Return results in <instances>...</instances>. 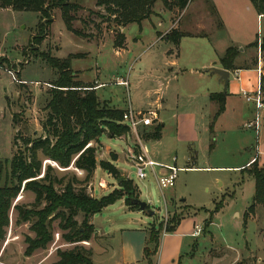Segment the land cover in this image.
I'll list each match as a JSON object with an SVG mask.
<instances>
[{
	"label": "rangeland",
	"instance_id": "obj_1",
	"mask_svg": "<svg viewBox=\"0 0 264 264\" xmlns=\"http://www.w3.org/2000/svg\"><path fill=\"white\" fill-rule=\"evenodd\" d=\"M74 1L79 2L85 10L78 14L85 26L81 22H75L76 30L95 36L93 42L87 43L82 38L68 35L64 31L66 29L59 12L55 11L47 36L36 44L31 39L37 34V14L0 10L2 175L7 173L13 155L23 151V139H38L45 135L42 126L49 113L47 104L54 91L52 84L59 77L45 58L63 60L73 57L70 69L74 82L83 87H93L97 76L100 82L107 84L97 92L100 100L109 104L102 107L118 111H127L130 107L134 112L155 110L152 104L158 97L152 92L156 86L142 74L146 71L152 74L155 72L151 60L157 48L148 46L155 40L157 31L169 34L168 29L175 27L176 31L184 35H196L183 38L179 46V60L184 66H201L210 56L213 45L219 52L228 47L244 49L239 63L244 62V58L248 59L246 63L256 59L253 68L257 69L258 50L248 49L247 45L264 38V19L261 33L257 36L256 16L252 14L251 4L246 0H191L182 12L176 9L169 11L161 3H157L149 20L140 25H129L124 30L127 53L122 58L114 55L118 50L114 48L116 31L113 25L94 19L88 12H98L92 3L95 0ZM216 2L225 6L222 10L223 19L217 13ZM231 3L238 6L235 12L228 10ZM245 3L249 6V13L245 9ZM157 23H162L161 28L156 27ZM101 45L104 49L98 54L96 50ZM190 48L195 49L196 53L192 55ZM88 68H93L90 74ZM95 70H98V75ZM189 78L192 80L188 81ZM232 79L231 77L229 80L230 87L233 85ZM119 81L126 82L127 85H119ZM187 82L191 87L195 85L192 76L186 75L169 82L168 87L163 86L162 93L166 95L169 103L160 112L164 123L163 137L159 142L146 144L150 154L157 153L159 159H166L168 164H174L172 161L175 159L176 168L186 166L187 170L178 173L173 188L160 192L150 173L143 181L138 180L135 168L128 160V149L132 146L135 150L136 136L111 138L104 132L98 144L92 143L97 149V164L109 163L122 177L130 180L137 191L138 199L145 202L154 215L150 217L145 213L131 211L124 201H117L115 205L94 215L93 222L108 235L105 242L116 253H120L123 247L129 249V260L135 258L134 263L130 264L143 263L148 228L152 224H162L161 237L173 215L179 218L197 216L193 228L201 225L202 232L199 238L183 243L179 255L183 256L181 259L176 258L174 262L164 259L161 264H264V207L257 206L253 212L249 211L254 197V181L241 174L243 168L248 169V165H245L256 156V150L260 152L257 155V164L264 169V108L260 111L262 121L256 135L252 130L243 128L244 124L253 119L252 104H247L240 97L228 101L224 104L225 111L214 120L217 107L214 111V108H209V101L200 97L201 87L200 91L196 88V94L190 95ZM174 91L178 97L176 107L171 104ZM198 94V98H195ZM180 119L184 123L181 131L178 129ZM144 130L137 131L140 140ZM186 139L191 141L189 145L183 142ZM188 148L196 152L195 155L188 153ZM38 157L43 163L42 173L46 166H50L59 178L74 176L79 181L84 178V174H79V170L73 167L60 169L45 160L41 154ZM187 157L193 165L187 163ZM192 167L196 170H191ZM235 169L239 171L236 172ZM95 172L87 189L91 197L99 199L113 191H119L118 182L100 169L99 165ZM99 184L102 185L101 190L106 191L101 192ZM33 203L34 195L24 191L19 193L13 205L30 209ZM217 205L220 208L215 212ZM77 221L81 223V216L77 217ZM57 224L58 221L53 223V241L48 248L25 257V239H32L34 234L29 230L30 224H17V213L11 210L9 226L4 240L0 243V264H54L57 261V250L71 249L70 245L62 242ZM102 240L97 235L93 243L102 244ZM84 247L88 248L85 244ZM92 261L93 264H106L104 257L97 254L93 255ZM115 262L116 260H112L109 264ZM155 264H160L156 258Z\"/></svg>",
	"mask_w": 264,
	"mask_h": 264
},
{
	"label": "trees",
	"instance_id": "obj_2",
	"mask_svg": "<svg viewBox=\"0 0 264 264\" xmlns=\"http://www.w3.org/2000/svg\"><path fill=\"white\" fill-rule=\"evenodd\" d=\"M190 2L191 0H95L98 12H88L94 19H101L113 25L116 31L114 48L122 49L125 39L120 30L149 20L157 3H161L169 11L176 9L182 12ZM249 2L258 16H264V0ZM0 10L37 14V34L31 39L36 44L47 36L55 11L59 12L68 33L82 39L92 38V35L74 29L73 24L83 9L72 0H0ZM80 22L85 26L84 21ZM184 37L187 35L171 30L166 40L176 46ZM247 48L259 50L264 61V39H257ZM239 56L238 48L229 47L219 57L218 63L224 70L233 72L237 69L235 61ZM72 59L71 56L63 60L45 58L50 68L59 76L52 84L54 91L47 104L49 113L42 126L45 135L38 139H23V151L13 155L6 174L2 175L0 172V243L5 238L9 213L13 210L17 213V224H30L29 230L34 234L32 239H25V257L48 248L53 241V223L58 221L57 229L61 232V240L70 245L71 249L57 250V261L54 264H93L91 250L84 247L85 243L95 238V230L91 225L92 217L120 200H124L129 210L137 211V207L132 206L130 200L138 199L139 196L133 183L122 177L113 166L96 162L97 149L92 143L98 144L104 132L111 138H120L127 136L128 130L121 124L123 112L102 107L105 104L99 102L94 86L83 87L73 81L70 69ZM250 63L251 67L255 66L256 59ZM250 66L245 65L243 68ZM262 69L264 71V63ZM263 85L264 78L261 80L264 93ZM225 96L212 94L209 97L210 102L217 105L214 120L224 112ZM162 128V125L156 124L145 129L140 136L145 143L159 141ZM39 154L60 169L73 167L81 171L84 178L81 181L74 176L59 178L50 166H46L42 173L43 163L38 157ZM97 165L118 182L119 191H113L99 199L87 193ZM241 172L254 181V197L249 211L253 212L257 206L264 207V169L258 166L255 159L248 169L243 168ZM24 191L34 195V203L30 209L13 205L19 193ZM219 208V205L215 206V212H218ZM78 216L82 218L80 224L77 221ZM181 220L182 217L173 215L165 226L164 233L172 234ZM210 223L211 221L208 224ZM162 229V224H152L148 228V237L143 249L145 264H154Z\"/></svg>",
	"mask_w": 264,
	"mask_h": 264
},
{
	"label": "crops",
	"instance_id": "obj_3",
	"mask_svg": "<svg viewBox=\"0 0 264 264\" xmlns=\"http://www.w3.org/2000/svg\"><path fill=\"white\" fill-rule=\"evenodd\" d=\"M72 1H74V0H72ZM247 1H248V4L250 5L249 0H246V2ZM243 2H245V0ZM76 3H77V5H79L81 7L79 2H76ZM92 3L94 4V7H95V2H92ZM236 4H237V2H236ZM236 4L234 5L233 3H231V6L229 5L230 9H228V10H230L231 12H235L238 9L237 8L238 6ZM215 6L217 8L216 9L217 13L219 12L220 17H222V19H223L222 10L225 6L223 4L221 6V4L220 3L218 4L217 2H216ZM81 8L83 9V7H81ZM248 8H249V6L245 3V9L247 10ZM95 9L98 10L96 7H95ZM250 9L253 12L252 14L256 16V23L258 26V35L257 36H259V32L261 33V26H262V21L264 19V16H258L257 13L255 12L254 8L252 7V5H250ZM3 11H11V10H3ZM82 11H85V10H82ZM247 13H249L248 10H247ZM76 22L80 23V16L79 15H78V21H76ZM161 26H162V23H157V25H156L157 28H161ZM73 27H74V29H76L75 23H74ZM125 29H126V27L120 30L122 34H123ZM168 30L169 31L175 30V27H173L172 29L169 28ZM64 31L68 35H70V33H68L66 30H64ZM167 33L168 32H165L162 34V33H160V31H157L155 40H153L151 42V44L148 46L149 48H152L155 46L157 48V51H155V53H153V57L151 60V65L153 64L152 69L155 72L152 74L151 72L146 71L142 74V76L144 75V77H146V80H150V82L152 84H154V86H156L152 92L154 96L158 97L154 101V104H152L155 106V110L149 109L147 111H152L155 113L156 119H157L156 124L162 125V127H163L162 131L164 129V123H163V120L161 118L160 112L162 110H164V107L166 106V104L169 105L167 98H165L166 95L162 93V89H163V86L168 87L167 85L169 84V82L177 80V77H179V76H186V75L192 76V78L195 82V85H193L191 87L190 83L187 82L188 86L190 88V92H189L190 95L196 94V88H198V91L201 90L200 91V97L206 101L208 100L210 103L209 108H211V109L214 108V111H216L217 106L214 105V103L210 102L209 97L212 94L226 95L225 96V103H227L228 101H232L233 99H236L239 97L241 98V100H244L240 95L241 90L246 91L247 93H250V94L253 93V91L255 90L256 80H257V74L254 73V72H256V69H254L253 67L250 66L251 63H246V61L248 60L247 58L246 59L244 58V62H242L241 64L239 63L241 61L240 60L241 54H243L245 52L244 49H242V48L239 49L240 56L235 61V67L237 69L234 70L233 72L228 71L229 72V78H228L227 84H225L224 81L221 80L219 78V76H217L213 72V69L224 70L219 65L218 59H219V57H221L224 54V52L226 51L227 48L224 49L223 51L221 50L219 52V50L215 49L212 45L210 56L208 57L206 62H203L201 64V66H196V67L191 66V65L184 66L179 60V58H180V51H179L180 47L179 46L181 45L183 38L179 41L178 45L175 46V45L170 44L166 40V38L164 37ZM159 34H161V35H159ZM123 36H124V34H123ZM190 36L194 37L196 35H187V37H190ZM95 39H96V37L93 36L90 39H81V40L88 43V42H93V40H95ZM124 39H125V36H124ZM139 39H142V38H139ZM261 39H264V38H261ZM248 45H250V44H248ZM126 46H127V44L124 41L123 48L117 49L118 51L114 53L115 57L122 58L123 56H125V54L127 53V51H126L127 47ZM103 49H104V47H103V45H101L100 48L98 47L96 52L99 54V53H101V51ZM190 49L191 50L189 52L192 55L194 53H196L195 49H193V48H190ZM112 51H114V50H112ZM65 57H62V58H65ZM245 65L250 66V67L249 68L248 67L243 68L242 66L245 67ZM94 68L98 69L95 65H94ZM88 69H89L88 74H90L92 72L93 68H88ZM79 71H82V70L79 69ZM95 74H97V75L99 74L98 70H95ZM231 77L233 78L232 79L233 85L230 87L229 86V80ZM95 80L96 81H95V86H94V92L97 96V92L104 89L107 84L100 82L99 79L97 78V76H96ZM191 80H192L191 78L188 79V81H191ZM163 83H165L166 86ZM199 87H201L202 89L199 90ZM198 96H199V94L197 96L195 95L194 97L198 98ZM97 98H98L100 103L107 104L109 106L108 102L100 100V98L98 96H97ZM192 98H193V96H192ZM177 100H178V97L174 91V97L172 98V101H171L172 106L176 107ZM244 102H246V101L244 100ZM246 103L249 104V102H246ZM250 105H251V103H250ZM111 109H113V108H111ZM113 110H116V109H113ZM224 111H225V108H224ZM122 112L124 113L125 111H122ZM253 112H254V108H253ZM183 126H184L183 119H180V122L178 124V127H179L178 129H180V131H181ZM162 137L163 136H162V132H161V138L159 141L162 140ZM159 141H156V142H159ZM183 142H186L188 145L191 143V141L190 140L188 141L187 139H186V141L184 140ZM148 143H150V142H146V144H148ZM188 150H190L188 153H193L195 155L196 152L194 153V151L192 149L188 148ZM149 154H150V152H149ZM151 154H152V156H151ZM151 154H150V157L153 161H155L157 163H161V164L171 165V164L167 163L166 159H163V158L159 159V155L157 153L151 152ZM257 155L258 156L260 155V152L258 150H256V156L253 159H256L259 162V158H257ZM253 159H251L245 165V167L247 165L249 166V164L252 162ZM187 160H188L187 163H189L190 161H189L188 157H187ZM190 164L193 165V162H190ZM173 165L176 167L175 162ZM177 168L182 169V170H187V169H185L186 166L182 167V168H179V167H177ZM191 170H196V169L194 167H192ZM235 171L238 172L239 169H235ZM95 173H94V175H95ZM99 190L101 192L106 191V190H101V188H99ZM120 201L122 202L124 200H120ZM183 201L184 200H181V202H183ZM109 207H111V206H109ZM104 210H106V209H104ZM135 212H138V211H135ZM93 218H94V216L91 219V225L93 226V228L95 230V238L87 243L88 249H90L92 252V259H93V255L97 254V256H99V257H104V262H106V264H109L110 261H112V260H116L115 264L134 263L135 258L132 260H129L130 259L129 258V256H130L129 249L126 250L123 247V248H121L120 253H116V251H114L111 247H109L107 245V243L105 241L108 239V235L103 233L100 230L101 228L99 229L94 224ZM196 221H197V216H192V215L191 216H185L180 221V223L177 226L174 233L166 234L163 232V234L161 235L162 238L160 237L161 240L159 242L158 252H157V255L155 256V258L158 259L160 264H161V261L163 262L164 259H166L167 261L174 262V259H176V258L181 259L183 257V256L182 257L179 256L180 251L183 247V243H185L189 239H197V238H193L191 236L192 232H193V225ZM127 230L133 231V230H129V229H127ZM121 231L124 232L126 230H121ZM97 235H99L100 238L103 239L102 241H104V242L102 244H100V243L98 244L96 242L93 243V241L96 239ZM155 258H154V264H155ZM138 259H139V255L137 257V263H139ZM92 263H93V261H92ZM142 264H144V261Z\"/></svg>",
	"mask_w": 264,
	"mask_h": 264
},
{
	"label": "built area",
	"instance_id": "obj_4",
	"mask_svg": "<svg viewBox=\"0 0 264 264\" xmlns=\"http://www.w3.org/2000/svg\"><path fill=\"white\" fill-rule=\"evenodd\" d=\"M258 64L256 69L257 80L256 86L253 93H247L246 91L241 90L240 95L246 101L253 105L254 108V116L253 119L244 124L243 128L247 130H252L258 135L260 125H261V117L260 111L264 108V93L261 88V80L264 78V71L262 69L263 63H261V56L258 50ZM15 81V80H14ZM119 85L126 86V82H118ZM156 115L152 111L147 112H134L132 109H128L122 115V125L127 128L128 135H135L137 144L135 146V150L132 146L128 149V160L130 164L135 168V175L138 180L143 181L146 179L147 174L154 178L158 189L161 191L171 189L175 185V181L177 179V175L182 169L176 168L173 164L166 165L153 161L150 157V154L146 148V143L138 138L137 131L140 129L151 128L156 124ZM127 135V136H128ZM141 137V136H140ZM255 159L252 160L254 162ZM175 162V159L172 163ZM251 162V163H252ZM158 171V172H157ZM79 174H83L81 171ZM102 187L101 184L98 186ZM163 197V195H162ZM202 232V228L199 225H195L192 232L193 238H198ZM57 237V235H56ZM87 246L88 244L85 243Z\"/></svg>",
	"mask_w": 264,
	"mask_h": 264
},
{
	"label": "water",
	"instance_id": "obj_5",
	"mask_svg": "<svg viewBox=\"0 0 264 264\" xmlns=\"http://www.w3.org/2000/svg\"><path fill=\"white\" fill-rule=\"evenodd\" d=\"M213 72L219 76L221 80L224 81L225 84L228 82L229 78V72L226 70H221V69H213ZM130 204L132 206L137 207V211L139 213H145L148 216L152 217L154 213L148 209V205L145 202L140 201V199H131Z\"/></svg>",
	"mask_w": 264,
	"mask_h": 264
}]
</instances>
